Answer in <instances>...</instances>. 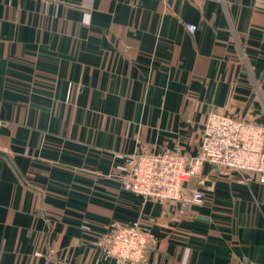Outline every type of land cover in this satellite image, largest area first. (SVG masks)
Listing matches in <instances>:
<instances>
[{"label":"crops","instance_id":"obj_1","mask_svg":"<svg viewBox=\"0 0 264 264\" xmlns=\"http://www.w3.org/2000/svg\"><path fill=\"white\" fill-rule=\"evenodd\" d=\"M212 110L264 125V0H0V264H119L97 243L133 224L145 264H264L257 180L128 189L136 152L196 157Z\"/></svg>","mask_w":264,"mask_h":264},{"label":"built area","instance_id":"obj_2","mask_svg":"<svg viewBox=\"0 0 264 264\" xmlns=\"http://www.w3.org/2000/svg\"><path fill=\"white\" fill-rule=\"evenodd\" d=\"M184 27L190 34L196 30L192 24ZM205 163L218 177L264 184V125L212 110L206 116L196 157L177 152H136L130 158L127 186L144 199L173 205L182 201L186 183ZM187 197L194 205L204 200L199 190L188 192ZM106 237L97 243L105 257L119 264H145L152 240L146 226L116 225Z\"/></svg>","mask_w":264,"mask_h":264},{"label":"water","instance_id":"obj_3","mask_svg":"<svg viewBox=\"0 0 264 264\" xmlns=\"http://www.w3.org/2000/svg\"><path fill=\"white\" fill-rule=\"evenodd\" d=\"M252 98V97H251ZM251 99L249 100L248 104L250 103Z\"/></svg>","mask_w":264,"mask_h":264}]
</instances>
